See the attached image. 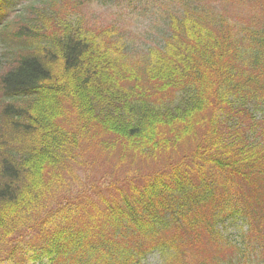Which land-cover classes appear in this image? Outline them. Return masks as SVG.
<instances>
[{
	"label": "trees",
	"instance_id": "16d2710c",
	"mask_svg": "<svg viewBox=\"0 0 264 264\" xmlns=\"http://www.w3.org/2000/svg\"><path fill=\"white\" fill-rule=\"evenodd\" d=\"M12 1L0 0V264H233L231 232L264 257V0L252 24L230 19L228 0H164L167 28L135 62L123 29L107 45L50 8L129 19L146 0H24L15 29ZM45 12L52 32L37 36L29 19Z\"/></svg>",
	"mask_w": 264,
	"mask_h": 264
},
{
	"label": "rangeland",
	"instance_id": "374dc122",
	"mask_svg": "<svg viewBox=\"0 0 264 264\" xmlns=\"http://www.w3.org/2000/svg\"><path fill=\"white\" fill-rule=\"evenodd\" d=\"M217 3H220L219 1ZM147 3H142L138 6L130 5L126 10H124V13H128V17L131 19L127 22L126 26H123L127 31L138 34V40H136L137 44H141L144 42L147 43H153L154 39L158 37L157 30L155 27L153 28L157 20L158 14L161 12L162 16L160 18V22H164L163 19V11L165 10V7L169 6V2L162 7L161 5H152L151 7H148L147 9L141 8L145 7ZM140 6V7H139ZM226 7L228 9V15L230 19L239 21V22H246L249 24H252L254 22V14L255 10H253L252 7V1L251 0H239L237 2L229 1L226 4ZM16 6L14 7V9ZM60 7H56L55 10L51 9L52 12L59 11ZM83 14L78 16L77 18L83 17L84 19L83 25L90 31H93L92 29H96L99 27H107L110 24H113V18L116 16H119L122 12H117V10L114 8V10H108V8L96 5V4H90L86 5L83 8ZM147 12L146 15H144ZM14 10L11 12H8V17H15ZM55 13V12H54ZM50 12H45L37 17H33L29 19V27L30 29L36 30L34 31V34L37 36H40L43 33L48 34V31L52 32L51 25L49 23H46L48 26V29L42 30V19L49 17ZM76 17V16H75ZM136 21V23H135ZM17 22L13 24V29L17 28ZM138 27L139 30H134L133 28L135 25ZM92 28V29H91ZM104 30V28H102ZM37 45V44H35ZM1 52V51H0ZM50 52H53L52 50ZM1 57V55H0ZM59 68V65H58ZM57 68V69H58ZM121 71H123V66L118 67ZM101 69H103V65L101 66ZM1 105V104H0ZM102 167H107V165H101ZM80 186H86L85 184L80 182ZM58 194L54 193L51 197V201H55ZM240 260L236 262L235 264H264V259L255 260L253 259V254L250 253V249L245 244L240 245Z\"/></svg>",
	"mask_w": 264,
	"mask_h": 264
}]
</instances>
